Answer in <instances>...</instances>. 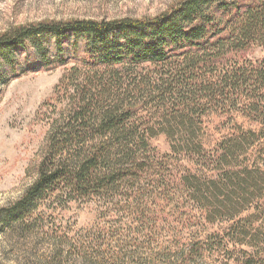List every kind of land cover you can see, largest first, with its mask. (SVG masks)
I'll use <instances>...</instances> for the list:
<instances>
[{"label":"trees","instance_id":"1","mask_svg":"<svg viewBox=\"0 0 264 264\" xmlns=\"http://www.w3.org/2000/svg\"><path fill=\"white\" fill-rule=\"evenodd\" d=\"M256 45L264 48V0H182L155 17L1 35L4 83V67L25 72L20 50L46 70L71 65L38 177L0 210V227L28 226L53 196L96 200L126 217L127 230L72 245L88 264H264V58L238 55ZM211 116L227 132L206 144ZM160 134L165 155L151 144ZM215 224H227L229 239L185 237Z\"/></svg>","mask_w":264,"mask_h":264},{"label":"rangeland","instance_id":"2","mask_svg":"<svg viewBox=\"0 0 264 264\" xmlns=\"http://www.w3.org/2000/svg\"><path fill=\"white\" fill-rule=\"evenodd\" d=\"M182 0H0V36L20 27L39 22L120 18H147L161 15ZM18 51L19 62L25 72L10 74L0 80V210L19 199L38 177V165L43 157L46 136L54 118L62 110L56 96V86L70 65L42 68L35 56L24 59ZM240 57L254 62L264 58V48L256 45L240 52ZM206 144L212 143L227 131L216 116L206 119ZM239 121L249 126L244 118ZM151 144L162 155L170 153L166 135L151 139ZM179 164L192 166L187 158ZM251 212H247L249 214ZM121 221V223H120ZM128 219L110 210L96 200H64L53 196L35 212L28 226L15 224L13 228L0 227V264H88L74 251V246H88L108 229H125ZM227 224L208 225L186 234V238L205 239L213 232L224 231ZM127 230V229H125ZM96 244L95 242H92ZM63 247L62 254L59 247ZM233 248V243H231ZM243 248H249L248 246ZM250 249V248H249ZM251 250V249H250ZM57 257L56 260L53 258ZM216 264H233L224 257L215 256Z\"/></svg>","mask_w":264,"mask_h":264}]
</instances>
